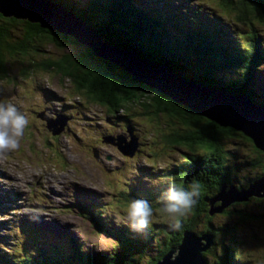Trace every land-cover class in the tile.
I'll return each instance as SVG.
<instances>
[{
    "label": "trees",
    "instance_id": "16d2710c",
    "mask_svg": "<svg viewBox=\"0 0 264 264\" xmlns=\"http://www.w3.org/2000/svg\"><path fill=\"white\" fill-rule=\"evenodd\" d=\"M46 1L61 5L72 12L81 21L97 30L106 43L117 49L135 53L150 64L166 67L174 75L191 84L203 85L212 91L228 95L245 96L254 105L264 108V89L255 85L257 74L264 64V49L261 47L259 34L254 30L257 27L255 25L264 29V0H214V3L224 9L234 21L249 28L250 41L245 51L241 53H236L233 41L226 33L218 32L215 41L212 35L213 30H216L215 25L206 26L200 23L204 19L203 16L200 17V21L195 20L192 28L180 24L182 20L184 22V17H177L176 27L179 28L175 32L177 37H171L170 29L175 27L169 25L173 22L172 17L159 18L154 14L151 17L142 14L130 3L132 1L138 4L136 0ZM140 6L144 8L142 3ZM166 23L169 29L162 26ZM43 43L61 49L50 32L38 25L6 19L0 15V82L15 80L16 76L10 77V69L19 62L22 64L29 62L32 64L29 67L31 69H43L42 71L54 73L56 77L68 79L78 94L90 102L105 107L109 113L119 114L124 110L130 112L129 106L142 108L144 112L134 107V113H143L146 117L165 124L168 134L163 135V138L167 146L185 148L186 154L188 153L185 165L172 174L175 181L171 183L178 184L186 190H191L190 185L197 183L199 195L191 212L186 218L181 219L182 227L178 230H173L167 222L159 225L152 223L147 232L141 235L131 232L125 226H113L110 220L101 216H85L98 234L113 240L114 247L110 254L92 256L90 251L84 250L81 243L70 239L68 244L73 246L72 249L66 247L67 243L62 246L60 243L52 250L37 247L31 256L25 253L22 259L17 260L2 254L4 258H1V264H142L145 262L147 247L154 238L163 234V242L161 240L157 242L160 252L158 258L148 262L155 264L181 244L185 231L196 234L198 222L206 223V227L196 235L211 232L214 237L212 248L202 254L207 264H248L249 261L241 252L240 242L233 239L231 245H225L222 239L220 241L217 239L223 225L214 224L212 220L214 216H218L217 214L231 216V211L226 209L212 215L209 202L218 196L224 184L228 190L231 186L242 190L260 179L264 172V154L241 133L221 128L205 118L194 115L185 107H179L161 98L153 90L134 83L130 75L126 74L128 78H125L116 73L115 69L118 67L111 63L98 59L96 60L98 67H93L90 64L71 61L70 56L61 55L53 60L51 53H45L48 56L47 60L32 63L34 59H31V56L44 52ZM41 44L42 47H39ZM234 137H241L244 142H249L252 147L251 156L255 155L246 161V165L255 171L254 176L245 178V183L241 186L236 185L235 181L238 180L231 177L238 170L237 164L231 167L224 164L226 154L234 153L224 150V141ZM215 179L217 181H213ZM168 186L169 183L166 188ZM134 194L124 196L127 205L131 200L137 199ZM139 194L140 198L145 195ZM153 195L148 196L150 200L146 195L141 199L148 200L156 212L159 208L156 202L159 199H155V193ZM251 201L263 200L252 197L248 202L236 204L248 205ZM220 205V202H216L214 208ZM239 215L246 221L258 218L256 214L240 212ZM208 255L211 256L210 262L207 261Z\"/></svg>",
    "mask_w": 264,
    "mask_h": 264
},
{
    "label": "rangeland",
    "instance_id": "374dc122",
    "mask_svg": "<svg viewBox=\"0 0 264 264\" xmlns=\"http://www.w3.org/2000/svg\"><path fill=\"white\" fill-rule=\"evenodd\" d=\"M163 2L166 3V1ZM169 8V13L176 15L171 5ZM205 8L207 11L216 9L215 17L211 18L208 13L204 15L208 17L206 25H218L219 22L221 31H232L236 35L245 31L244 25L232 24L233 20L229 14L218 4H215L214 0H206ZM160 10L164 12V17L169 15L164 7ZM258 29L261 31V42L264 47V29L260 27ZM170 36L177 37V34L171 29ZM43 44L39 47H42ZM44 45L45 49L42 54L37 53L31 56V59H34L32 63H38L43 59L47 60L48 56L45 53L52 54L54 52L58 56L57 48L47 43ZM72 49L69 47L66 50L72 53ZM30 65L32 64L29 62L15 64L9 72L10 77L12 78L14 75L16 79L10 78L11 80L0 82V101L14 103L29 121L21 138L20 147L15 151L7 152L5 158L2 157L3 154L0 155V178L2 177L0 185L5 189L8 187L19 193L20 208L16 206L23 216L34 218L36 223L30 226L29 218H13L11 220L3 218L5 216L0 218V236L2 237L0 260L3 257L2 254L16 260L22 259L38 238H42L44 242L50 240V236L42 237V232L36 234L40 227L43 230L57 232L63 238L60 246L66 244L64 240L70 241L68 236L71 234L72 237L75 236L71 237L73 241L81 243L84 250L90 251L92 256L110 254L114 247L113 240L98 234L87 220L72 209L73 203H86L93 200L97 204L108 205L110 202L117 207L112 214L113 226L127 227L126 209L128 205L126 202L122 203L121 200H118L119 195L123 193L124 189L131 187L134 189L137 199H141L145 195L146 197L154 196L153 193H155V199L158 200L160 193L167 190L168 183L166 182L168 180L163 178L162 181L157 180L155 175H152L154 180L153 178L146 179L145 176L152 172L157 173L160 167L172 163L178 170L185 165L182 159H186L188 153L186 154L185 148L167 146L163 138V135L168 134L165 124L146 117L143 113H134V107L138 108V111L141 109V112H144L142 108L129 106L131 111L124 110L121 114L122 117H125L124 114L133 116V119L130 121L125 119L124 123L121 121L111 122L109 120L111 115L107 109L91 103L86 97L78 94L68 79L56 77L54 73L42 71L43 69H31ZM23 69L24 73H22ZM255 85L264 89V64L260 67ZM40 114L48 119H52L55 115L56 117L64 115L68 118L65 120L64 117L59 116L61 117L60 123L50 126L45 119L40 117ZM117 117L116 114H113L111 119ZM57 119L59 118L57 117ZM126 122L131 125V135L139 137L136 138L138 146L135 147L134 158H125L127 161L122 158V151L116 145L108 139L102 138L109 134H126L122 135L125 139L124 147L133 151L134 147H129V144L133 142L132 138L125 132L124 127H121L122 130L119 128ZM63 126L64 129L66 128L64 133H62L64 129L60 132ZM56 133L59 135H51ZM92 150L103 151V154L101 156L98 153L95 157ZM224 150L229 153L234 152L226 154L224 164L226 167L237 164L238 170L231 177L238 180L235 181L236 185H244V179L254 176L255 173L250 166L246 165V161L252 154L251 144L247 141L244 142L241 137H234L224 141ZM137 152L138 154H136ZM153 153H156V158L150 159V155ZM137 163L144 164L137 171L144 176L140 181L130 168ZM85 190L89 191L86 195L83 194ZM140 191L149 192H145L147 194L140 198V194H138ZM0 194L10 195L5 192H0ZM148 199L150 200L149 197ZM6 200H11L12 204H7ZM262 200L260 202L251 201L248 205L232 204L223 209V211L230 210L231 216L217 214L218 216H214L212 220L214 224L223 225L222 231L217 234V239L219 241L222 239L225 245H231L233 239L240 242L241 252L249 261L248 264H264V199ZM7 205L15 204L12 199H0L1 207H7ZM240 212L256 214L258 218L246 221L241 219ZM166 222L170 223L168 217L156 211L153 223L159 225ZM205 227L206 223L198 222L196 232L204 231ZM162 237L163 234H159L147 247L145 262L142 264H148L152 259L158 258L160 252H158L157 242L160 240L163 242ZM51 238L53 239L52 236ZM66 247L73 248L68 243ZM45 249L52 250L53 247ZM176 255L177 252L172 256V260ZM208 258L207 261L210 262L211 256L208 255Z\"/></svg>",
    "mask_w": 264,
    "mask_h": 264
},
{
    "label": "water",
    "instance_id": "95a60500",
    "mask_svg": "<svg viewBox=\"0 0 264 264\" xmlns=\"http://www.w3.org/2000/svg\"><path fill=\"white\" fill-rule=\"evenodd\" d=\"M0 15L6 19L38 25L50 32L61 47L58 49V56L54 52L51 54L53 60L62 55L74 58L71 61L90 64L93 67H98V59L111 63L118 67L115 69L116 73L125 78L130 75L134 83L153 90L161 98L179 107H185L194 115L205 118L221 128L241 133L264 154V108L254 105L245 96L227 95L205 86L197 88L191 83L187 84L166 67L150 64L135 53L108 45L93 27L61 5L46 0H0ZM69 47L73 48L72 53L67 52ZM118 141V144L112 139L110 142L117 145L125 155L133 156L135 142L129 144L130 148L134 147L133 151H129L124 147L123 137L118 138ZM252 197L264 199V172L261 178L247 189L238 190L231 186L227 190L224 184L219 195L209 202L211 214L221 213L223 209L235 203L248 202ZM216 202L221 203L218 208H214ZM183 236L181 244L155 264H207L202 254L214 245L213 235L206 233L198 236L185 231ZM176 252L178 256L172 260Z\"/></svg>",
    "mask_w": 264,
    "mask_h": 264
},
{
    "label": "clouds",
    "instance_id": "9594fccd",
    "mask_svg": "<svg viewBox=\"0 0 264 264\" xmlns=\"http://www.w3.org/2000/svg\"><path fill=\"white\" fill-rule=\"evenodd\" d=\"M28 123L26 115L14 103L0 101V155L20 147ZM190 189L186 190L178 184L169 183L167 190L158 200L157 211L168 217L173 230L182 227L181 219L186 218L196 204L199 185L193 183ZM155 215L156 212L148 200L133 199L126 209L127 227L133 233L145 234Z\"/></svg>",
    "mask_w": 264,
    "mask_h": 264
},
{
    "label": "bare ground",
    "instance_id": "6f19581e",
    "mask_svg": "<svg viewBox=\"0 0 264 264\" xmlns=\"http://www.w3.org/2000/svg\"><path fill=\"white\" fill-rule=\"evenodd\" d=\"M169 15H171V14H169ZM173 24H174V21L172 22ZM189 23L190 24H193V21L192 20H189ZM170 25H171V22H170ZM177 29H179L178 27H174L173 29H172V31L175 33L176 31H178ZM113 47V46H112ZM115 48V47H114ZM117 49V48H116ZM59 116H61V117H64V119L65 118H68V116L66 117V116H64V115H59ZM40 117L42 118V119H45L42 115H40ZM51 121H52V124L53 125H58L59 123H60V121H58V122H55V121H53V119H50ZM63 120V119H62ZM66 120V119H65ZM47 124H49V121H48V123ZM48 126V125H47ZM130 130V134L132 133V131H131V128L129 129ZM131 137H132V140H133V142H135V144H136V147L138 146V144H137V140H136V138L135 137H133V135H131ZM132 142V143H133ZM1 180L0 181H2V177L0 178ZM1 184V183H0ZM0 187H1V189L2 190H6L5 189V187L4 186H1L0 185ZM6 210H7V208H6ZM71 240H73L72 238H74V237H72L71 236V234H70V236H68ZM72 237V238H71Z\"/></svg>",
    "mask_w": 264,
    "mask_h": 264
},
{
    "label": "flooded vegetation",
    "instance_id": "af4514ba",
    "mask_svg": "<svg viewBox=\"0 0 264 264\" xmlns=\"http://www.w3.org/2000/svg\"><path fill=\"white\" fill-rule=\"evenodd\" d=\"M211 181V180H210ZM213 181H217L216 179L215 180H213Z\"/></svg>",
    "mask_w": 264,
    "mask_h": 264
}]
</instances>
